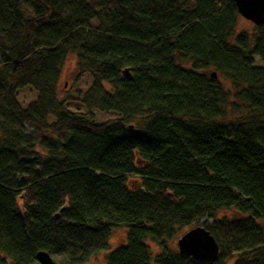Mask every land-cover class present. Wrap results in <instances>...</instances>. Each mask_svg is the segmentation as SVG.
Wrapping results in <instances>:
<instances>
[{"label": "trees", "instance_id": "16d2710c", "mask_svg": "<svg viewBox=\"0 0 264 264\" xmlns=\"http://www.w3.org/2000/svg\"><path fill=\"white\" fill-rule=\"evenodd\" d=\"M237 17L227 0H0V264H84L117 229L105 264H191L167 243L196 226L212 264H264V23L250 37ZM69 55L86 113L57 99Z\"/></svg>", "mask_w": 264, "mask_h": 264}, {"label": "rangeland", "instance_id": "374dc122", "mask_svg": "<svg viewBox=\"0 0 264 264\" xmlns=\"http://www.w3.org/2000/svg\"><path fill=\"white\" fill-rule=\"evenodd\" d=\"M253 24L243 19L238 15L236 19V26H235V33L239 32H247L248 35L251 37L253 31ZM253 66L257 68H264V62L260 61L259 58H253ZM76 57L74 55H69L60 71V78L58 83V91H57V99L63 103L64 108L68 112L72 113H86L87 109L83 104H81L80 100L83 93L90 87L92 83V78L89 74L84 73L81 76L77 77L76 75ZM214 72L213 70H209L208 73ZM216 78L220 82V84L224 87L225 90H229L228 84L221 79L220 76L216 75ZM16 101L21 107H26L30 102L36 100L37 93L34 92L29 87H24L18 89L15 94ZM91 113L93 114L92 122L95 124L104 123L106 121L118 118V114L112 112H99L97 110H92ZM26 131H29L26 129ZM217 218L221 217H230L229 212H218L216 214ZM210 223L211 219L204 218L200 221V223ZM259 223L264 224V221H259ZM188 229L180 230L176 237L171 239L167 246L173 251L177 252L176 249V241L177 239ZM126 231L124 229H117L114 230L109 239H108V251L105 253L98 254L95 257H92L84 264H105V257L107 253L119 246L125 245V236ZM150 246V251L152 254H157L159 249L157 246L148 243ZM97 258V260H94ZM53 261L58 264L54 259ZM232 262H228L227 264H231Z\"/></svg>", "mask_w": 264, "mask_h": 264}, {"label": "water", "instance_id": "95a60500", "mask_svg": "<svg viewBox=\"0 0 264 264\" xmlns=\"http://www.w3.org/2000/svg\"><path fill=\"white\" fill-rule=\"evenodd\" d=\"M231 1L237 14L245 20L250 21L254 26L264 23V0H227ZM211 78H215V73H210ZM132 75L129 68L120 71L121 80H129ZM131 129V127H128ZM67 206L61 207L53 216L56 220L61 211ZM177 255L181 259L187 260L191 264H212L218 254V245L214 238L202 226H196L185 231L176 241ZM37 264H56L51 256L38 251L35 254Z\"/></svg>", "mask_w": 264, "mask_h": 264}, {"label": "flooded vegetation", "instance_id": "af4514ba", "mask_svg": "<svg viewBox=\"0 0 264 264\" xmlns=\"http://www.w3.org/2000/svg\"><path fill=\"white\" fill-rule=\"evenodd\" d=\"M94 260H97V258H94Z\"/></svg>", "mask_w": 264, "mask_h": 264}]
</instances>
